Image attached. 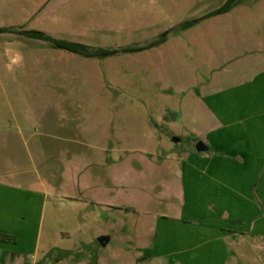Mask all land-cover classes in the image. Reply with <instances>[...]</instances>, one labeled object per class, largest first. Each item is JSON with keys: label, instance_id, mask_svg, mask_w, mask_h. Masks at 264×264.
I'll return each mask as SVG.
<instances>
[{"label": "rangeland", "instance_id": "rangeland-1", "mask_svg": "<svg viewBox=\"0 0 264 264\" xmlns=\"http://www.w3.org/2000/svg\"><path fill=\"white\" fill-rule=\"evenodd\" d=\"M227 2L0 0V125L25 121L43 144L28 156L44 168L28 160L27 177L73 183L71 200L45 202L39 247L0 251V264H179L156 256L150 229L181 213V195L152 194L150 166L180 163L218 131H264V0L215 14ZM250 244L225 264H264Z\"/></svg>", "mask_w": 264, "mask_h": 264}, {"label": "crops", "instance_id": "crops-1", "mask_svg": "<svg viewBox=\"0 0 264 264\" xmlns=\"http://www.w3.org/2000/svg\"><path fill=\"white\" fill-rule=\"evenodd\" d=\"M15 122L0 125V234L12 237L0 240V251L13 259L39 247L45 202L49 195L71 200L73 185L55 189L39 174L27 177L28 160L35 169L44 168L41 160L28 156L42 155L44 146L27 141L25 121ZM204 145L205 151L188 149L178 164L149 168L152 194L181 195V213L157 214L150 229L156 256L179 264H225L239 240L264 248V131H218Z\"/></svg>", "mask_w": 264, "mask_h": 264}, {"label": "trees", "instance_id": "trees-1", "mask_svg": "<svg viewBox=\"0 0 264 264\" xmlns=\"http://www.w3.org/2000/svg\"><path fill=\"white\" fill-rule=\"evenodd\" d=\"M233 6H234V0H229V2L226 4V6L223 9L217 11L215 14L227 12ZM3 32H8V30L2 29L1 33H3ZM27 35L31 38H34V39L52 42L56 46L65 48V49H67V50H69L75 54H78V55H81L84 57L90 58V57L102 56V54H103L102 50L93 49L92 47H89V46L83 45V44L58 41L56 39H52V38H50V37H48L42 33H38V32L27 33ZM0 240L5 241V242H9L12 240V237L9 235L0 234Z\"/></svg>", "mask_w": 264, "mask_h": 264}, {"label": "water", "instance_id": "water-1", "mask_svg": "<svg viewBox=\"0 0 264 264\" xmlns=\"http://www.w3.org/2000/svg\"><path fill=\"white\" fill-rule=\"evenodd\" d=\"M0 33H1V30H0ZM197 150L199 151V152H201V151H205L206 150V146L203 144V143H198V145H197ZM109 237H101L100 239H99V243L102 245V246H106L107 244H108V242H109Z\"/></svg>", "mask_w": 264, "mask_h": 264}, {"label": "flooded vegetation", "instance_id": "flooded-vegetation-1", "mask_svg": "<svg viewBox=\"0 0 264 264\" xmlns=\"http://www.w3.org/2000/svg\"><path fill=\"white\" fill-rule=\"evenodd\" d=\"M237 1H238V0H234V5L237 3ZM228 2H229V0H228ZM228 2H227V3H228Z\"/></svg>", "mask_w": 264, "mask_h": 264}]
</instances>
